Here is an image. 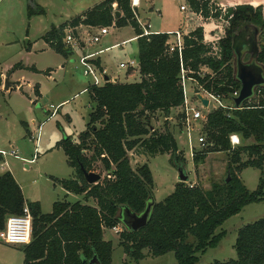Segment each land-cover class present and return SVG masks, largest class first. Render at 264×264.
I'll return each instance as SVG.
<instances>
[{"label": "trees", "instance_id": "16d2710c", "mask_svg": "<svg viewBox=\"0 0 264 264\" xmlns=\"http://www.w3.org/2000/svg\"><path fill=\"white\" fill-rule=\"evenodd\" d=\"M130 3L131 0H103L80 16L58 27L52 26L42 36L52 51L67 59L72 53L62 43L66 28L130 26L136 35L140 78L134 83L109 80L87 87L91 106L84 132L77 141L64 137L54 146L63 151L74 177L52 180L67 193L83 196L85 201L93 200L95 206L62 200L54 202L52 211L44 214L39 202L24 199L10 172L0 174V230L9 216L22 213L24 205L32 218L30 242L20 248L22 264H89L94 255L99 264H112V243L104 240V230L121 225V207L141 214L153 196L151 171L146 164L133 169L128 153L140 149L150 157L168 154L174 167L185 164L173 134L158 132L151 125L155 113L160 112L167 119L173 109L183 105L181 65L193 73L204 91L228 97L232 88H239L232 66L234 36L242 29L264 36L262 5L239 4L222 12L212 0H187L190 10L202 19H222L229 27L218 44V55L203 43L201 27L185 35L180 60L177 50L168 51L167 33L144 35L136 8ZM44 15L41 6L27 9L28 18ZM257 62L264 66V45L258 46ZM94 64L101 71L99 64ZM201 68L210 72L198 76ZM15 69H22V65L16 64L12 70ZM29 70L36 73L34 68ZM34 94L39 97L37 86ZM203 132L207 146L195 153L193 164H203L210 153H226V174L230 175V181L212 182L208 190L177 182L169 196L154 202L144 228L129 232L123 227L119 246L135 263L145 258L146 250L152 257L172 253L176 264H196L199 254L217 247L223 239L225 233L217 230L228 219L238 215L245 206L264 201V88L242 109L229 113L217 109L207 114ZM232 134L238 135L242 142L252 140L253 143L232 149L229 143ZM87 152L92 153L89 158ZM94 161L102 165L106 175L96 184H88L81 167L93 172ZM246 168L260 171L257 187L252 192L239 178ZM233 249L236 259L210 264H264V216L238 229Z\"/></svg>", "mask_w": 264, "mask_h": 264}, {"label": "rangeland", "instance_id": "374dc122", "mask_svg": "<svg viewBox=\"0 0 264 264\" xmlns=\"http://www.w3.org/2000/svg\"><path fill=\"white\" fill-rule=\"evenodd\" d=\"M76 1L78 0H0V35L9 38L7 45H0V73L5 75L3 87L6 78H8V83H11V90H9V87L6 90L7 92L4 89L0 92V149L6 154L12 148L16 151V158L5 157L8 166L19 185L24 189L25 194L29 197H39L41 199L44 214L51 212L54 202L64 199L69 202L80 201L83 204L95 205V203H92L93 200L85 201L83 196L73 194L66 196L67 193L52 180V178L69 179L74 170L72 171L68 166L61 149L49 150L56 141H60L64 137H70L73 141H77L79 135L84 132L91 106L86 92L87 87L93 83L91 77L83 75L79 55L75 53L69 54L70 58L75 59L73 63L66 59L64 61L61 55L49 50L37 53L34 57H25L19 54L21 48L26 45L27 40H30V42L37 40L39 45L37 49L40 48L44 43L42 36L52 26L63 23L69 19L67 16L72 17L75 15L74 11L76 9H73L72 6L78 3ZM212 1L218 5L222 12L228 7L238 4H250L253 7L264 6V0ZM41 3L46 4L45 8L42 7L45 10V15L28 18L27 9L35 8L37 5L40 6ZM151 3L161 13L159 15L157 12L149 14L154 27L158 28L159 25L160 29H175L180 21L184 22L186 19L192 24L189 28L192 31L201 27L202 24L206 25L204 28L202 27L204 40H206L204 42L206 43L213 40L218 45L220 40L226 36L229 27L226 21L222 19H202L200 16L193 15L190 8L189 11L179 12L180 6L187 7V0H151ZM99 30L100 28L83 30L82 36L88 40ZM110 32L115 31L109 30L107 37L109 40L112 35ZM179 32L184 34L182 31ZM117 34L121 38L131 36L129 28L122 29ZM105 36L101 38L98 44L89 45L88 49L91 51L96 50L105 40ZM256 41L258 46L264 45V36L258 35ZM135 48L136 44L129 42L117 50L125 49L127 59L136 60ZM112 53L114 52L110 54ZM247 59L248 56H245L244 61ZM20 61L34 63L39 72L33 74L21 69L12 70ZM118 63V59L111 61V72L109 74L112 77L116 76L120 83L139 81L140 77L137 73L134 74V77H125L123 73L126 70L120 69ZM49 69H51L50 77L44 73ZM207 72L210 71L204 70V74ZM21 80L26 82L23 83L22 91L17 88L19 83H16ZM36 83L40 84L42 98L34 105L33 102L38 98L33 92L32 85ZM185 92L191 105L200 110L204 116L217 110L214 107L202 109L199 106L195 100L193 85L189 81L185 82ZM180 112V108L173 109L167 119L162 113L157 112L151 119V125L158 132L169 131L173 134L178 151L182 152L184 156V171L188 176L187 184L192 185L191 181L195 179L193 185L205 189L210 187L212 182H221L225 178L227 164L221 169H217L216 165L219 162H224L223 156L228 161L227 154L210 153L203 164L195 166L190 157L189 140L193 143L195 152L199 150L197 146L199 137H203L207 143L203 132L205 123L201 121L191 124L192 132L188 136L184 132L185 123L182 121L183 116ZM52 113L53 115H51ZM32 118L35 119L34 125L30 124ZM23 121L29 124L31 135H28ZM37 135L39 136V143L36 147ZM252 143V140L241 141V145ZM91 154V152L86 153L88 158ZM128 156L133 169L146 164L151 171L155 202H161L173 192L174 186L178 182V172L176 167L171 164L168 154L150 157L137 149L134 152H129ZM31 159H34L33 163L29 162ZM35 159L37 160L35 161ZM242 160H246V156H242ZM25 165H28V168ZM92 166L93 172L101 175V181L106 175L102 165L94 161ZM259 176V170L246 168L241 172L240 179L246 189L252 192L257 187ZM263 216L264 201L245 206L239 215L228 219L217 230V232L223 231L225 236L217 247L207 249L204 253L199 254L196 264H210L214 261L223 262L236 259L233 245L238 229L242 225L252 223ZM120 226V229L123 230V226ZM105 240L112 242V264H123L125 262L128 264H176L172 253H167L161 257H152L146 250L144 251L145 259L135 263L124 254L119 246V233L115 234L114 231L107 230ZM20 248L0 243V264H21L23 253Z\"/></svg>", "mask_w": 264, "mask_h": 264}, {"label": "built area", "instance_id": "2783aa9c", "mask_svg": "<svg viewBox=\"0 0 264 264\" xmlns=\"http://www.w3.org/2000/svg\"><path fill=\"white\" fill-rule=\"evenodd\" d=\"M130 4H131L132 8H137L138 7V0H131ZM113 8H115V4L113 5ZM188 9L189 8H187L186 6H180V11H182V12H185ZM190 12L193 15L200 16L198 14L193 13L192 11H190ZM109 28H113V27L100 28L99 32L94 34L92 36V38H89L88 40L84 39V37L79 35V32H78L79 27H77V28L68 27L64 31V38L62 41L64 48L70 53H75V54L79 55V62L83 68V75L87 76V77H91V79L93 81V83L91 85L99 86V85H102L104 83L103 73H101V71H99L94 64L96 55L98 53H100L101 51L98 52L97 54L96 53L86 54L83 52V47H84V44L85 45L86 44H89V45L98 44L100 42L101 38L108 34ZM142 28H143L144 35L150 34V32L148 31L149 26L142 27ZM167 34L169 35V39L167 41L168 51L173 52L174 50H177L178 55H179L180 60H181V54L180 53H181V50L183 48V37L185 35L179 31L169 32ZM204 41H206V40H204V36H203V43L211 46V50H212L213 54L218 55V52H219L218 45L213 40H210L209 42H207L208 44ZM119 68L125 69L126 71L129 69L136 70L138 68V64L136 61L130 60V61H127L125 63L119 64ZM204 70H207V69L201 68L199 70V72L197 73V75L202 77L204 75ZM192 74H193L192 72H190V71L188 72L181 65L179 78H180V83H181L182 93H183V105L180 106L179 108L181 111L180 113L183 116L182 121L185 123L184 132H186V134L188 136H190V133L192 132L191 124H194L196 122H201V121H204V123H205L207 115L204 116L200 110L193 107L191 105V102H189L188 98L186 97V92H185V82L186 81L191 82V84L193 85L194 91L198 90L199 93L202 95V97L208 100V106L204 107L201 104V102L199 100H197V98L194 94L196 102L199 104V106L202 109H204V108L209 109V108L214 107L216 109H221V110L226 111L228 113L231 112L234 109L232 107V103H231L230 98L237 96L238 90H239V88L238 89L232 88V92L228 97H225L223 95H214L212 93L204 91L198 85V82L192 76ZM112 82H116V81H112ZM259 93H260V89H257L256 90V98L259 96ZM255 99L249 100V101H247V103H250V102L254 101ZM51 115H53V113ZM39 128H40V126L38 127V130H39ZM38 133H39V131H38ZM38 143H39V136L37 135L36 147L38 146ZM229 143H230L232 149H234V148L241 145V139L239 138L238 135L232 134L229 136ZM197 146L199 147L198 151H201L202 149H204L207 146L206 141L203 137H199L197 139ZM189 147H190L189 148L190 157L192 159L196 152H195V148L193 146V143H191L190 140H189ZM35 151H36V149H35ZM0 154L2 155V157L4 155H8V156L15 157V158L17 157V153L13 148L7 154L4 151H0ZM29 162H33V160L29 161ZM1 169H3V168H1ZM190 187H192V185H190ZM31 221H32V218H31L30 212L28 210V207L26 205H24L22 213L20 215H12L6 219L4 228L2 230H0V243H3L5 245H9V246H18V247L25 246V245L29 244L30 239H31ZM111 230L114 231V233H120L121 232L119 225L116 227H113Z\"/></svg>", "mask_w": 264, "mask_h": 264}, {"label": "crops", "instance_id": "0c3cea01", "mask_svg": "<svg viewBox=\"0 0 264 264\" xmlns=\"http://www.w3.org/2000/svg\"><path fill=\"white\" fill-rule=\"evenodd\" d=\"M101 1H103V0H78V1H76L78 3H76V4H74L72 6L73 9H76V11H74L75 15L72 16V17L66 15L67 18H69V19L65 20L63 23L69 21L70 19H72V18H74L76 16H80L85 11H87L88 9H90L91 7H93L94 5L98 4ZM39 5L41 7H44V8L46 6L45 3H41ZM154 6L155 5L153 3H151V0H138V7L136 8V11H137V21L139 22L140 26H142V27L149 26L148 31L150 33H169V32H174V31H182V32H184V35H187L188 33L192 32V30L189 29L192 26V24H190L188 22V20H186V19H185L184 22L183 21H180V23L177 25V27L175 29H165L164 30V29H160L159 25H158V28L157 27H154V25L151 23L149 14H152L154 12H157L158 15L161 14L160 13V10L155 9ZM187 8H189L188 5H187ZM179 12H181L180 11V7H179ZM63 23H61V24H63ZM61 24L56 25L55 27H58ZM204 26H206V25L202 24L201 25V28L202 27L204 28ZM125 28H129L130 29V35L131 36H129L127 38H121V37H119V35L117 33L120 30L125 29ZM89 29H98V28H90V27L81 26L78 29L79 35L82 36V31L83 30H89ZM109 30L115 31V32H110V33H112V35L110 34L111 35L110 36L111 37L110 40L107 39V37L109 35V32H108V34L104 38L105 40L102 42V44L96 50L91 51V50L88 49L89 44H86V45L84 44L83 52L86 53V54H90V53H96L97 54L98 52L101 51L100 53H98L96 55L94 62H97L99 64V67H100L101 73H103V76H107L110 81L119 82V80H118V78L116 76L112 77L109 74V72H111L110 71L111 70L110 69V67H111V61L113 59H118L119 60L118 67H119V64L125 63V62L130 61V60H133V59H127L128 57L126 55L127 52L125 51V49L124 50H120V51L117 50V49L121 48L122 46H124L125 44H127L129 42L130 43L131 42H134L136 44V35L134 33V30L130 26L124 27V28H109ZM2 31H5V30H2ZM26 36H27V33H26ZM8 39L9 38H5V37H3V36L0 35V45L1 46L7 45L8 44V41H7ZM38 46L39 45H38V41L37 40H34L33 42H30V40H27L26 45L23 48H21L19 54L21 56H25V57H34L35 55H37V53H40V52H43V51H47V50L52 51L45 42L42 44V46L40 48L37 49ZM111 52H114V53L110 54ZM135 54H137V44H136V48H135ZM123 59H126L127 61L126 60L124 61ZM136 59H137V55H136ZM66 60H69L71 63H73L75 59L72 58V57L71 58L68 57ZM64 61H65V59H64ZM134 61H136V60H134ZM30 62H32V61H30ZM17 64L22 65V69H21L22 71H27L29 73H33L34 74L35 72L29 70V68H34L36 70V73L39 72V69L35 66L34 63H29L27 61H20V63H17ZM61 67L63 68V65ZM50 70L51 69L46 70V71H48V74H47L48 77H50V74H51V71ZM135 73L139 74L138 73V69H137V71H135V70L124 71L123 75H125V77L129 78V77H134V74ZM4 77H5V75L3 73H0V92H2V90H3ZM6 79H8V78H6ZM16 83H19L17 85V88H19V90L21 89V91H22L23 90V87H24L23 83H26V82L23 81V80H21V81H17ZM124 83H127V82H124ZM35 86H37V88H38L39 97H37L38 100H35V102H33L34 105L37 104V102H39V99L42 98V95L40 93V84L39 83H36V84L32 85L33 92H34V87ZM9 87H10L9 90H11V83H9ZM5 92H7V91H5ZM23 124L26 125L28 135H31V130H29V124L27 122H25V121H23ZM30 124H33V125L35 124V119L34 118H32L30 120ZM57 142L58 141H56L55 144ZM55 144L52 147H50L49 150H52V151L53 150H56V148L54 147ZM53 148H55V149H53ZM0 151H2V150L0 149ZM6 156L7 157H11V156H8V155H4L3 156V161L0 163V167L3 168V169L0 168L2 170L0 172V174L4 173L6 171L10 172L11 175L13 176L14 180L16 181V183L19 185V182L17 181L16 177L13 175V172L11 171V169L8 166V162L5 159ZM208 156H209V154L207 155L206 159L208 158ZM222 159L224 160V162L217 163V165H216L217 169L218 168L221 169V167H224L227 164V161H226V159H224V156H223ZM32 160L34 162V159H31L29 161H32ZM36 160L37 159H35V161ZM66 161H67V158H66ZM33 162H31V163H33ZM25 166L28 168V165H25ZM70 176H71V178H73L74 177V173L71 174ZM239 178H241V173L239 174ZM194 180L191 181L192 184H195V181ZM19 187L21 188V191H22V194H23L24 199L27 200V201H30V202H39L40 203V207H41V211H42V201H41V199L39 197H29V195H26L25 194L24 189L20 185H19ZM209 188L210 187L205 188L204 190H208ZM65 193H67V192L65 191ZM69 194L70 193H67L66 196H69ZM64 200H66V199H64ZM92 203H94V202H92ZM91 206H95V205L93 204ZM42 213H43V211H42ZM119 227H121V226L119 225ZM107 230L108 229H105L104 230V233H103L104 240H105V236H106ZM222 232L223 231L217 232V233H222Z\"/></svg>", "mask_w": 264, "mask_h": 264}, {"label": "water", "instance_id": "95a60500", "mask_svg": "<svg viewBox=\"0 0 264 264\" xmlns=\"http://www.w3.org/2000/svg\"><path fill=\"white\" fill-rule=\"evenodd\" d=\"M115 16L118 17L119 13L116 12ZM244 32H251L252 36L250 41L244 42ZM257 36V31L242 29L234 36L232 41V66L234 78L239 83L238 95L230 98L234 110L241 109L247 101L255 99L256 90L264 88V66L257 62ZM245 56H248V59L244 61ZM103 80L104 82H108L109 78L104 76ZM8 88V79H5L3 89L6 91ZM194 94L204 107L208 106V100L203 98L198 90H195ZM176 169L178 172V182L187 183L188 176L184 171V165H177ZM81 170L84 180L88 184H96L101 178V176L96 173L86 172L82 167ZM229 181L230 175L227 173L223 182L228 183ZM154 202V197L150 196L145 210L138 215L130 213L125 207H121L119 213L120 224L129 232H136L144 228L149 220ZM89 264H99L95 255L89 261Z\"/></svg>", "mask_w": 264, "mask_h": 264}, {"label": "flooded vegetation", "instance_id": "af4514ba", "mask_svg": "<svg viewBox=\"0 0 264 264\" xmlns=\"http://www.w3.org/2000/svg\"><path fill=\"white\" fill-rule=\"evenodd\" d=\"M251 36H252L251 32H244V34H243L244 42L250 41L251 40Z\"/></svg>", "mask_w": 264, "mask_h": 264}]
</instances>
